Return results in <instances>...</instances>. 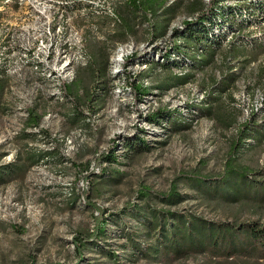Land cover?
Masks as SVG:
<instances>
[{"label": "rangeland", "instance_id": "1", "mask_svg": "<svg viewBox=\"0 0 264 264\" xmlns=\"http://www.w3.org/2000/svg\"><path fill=\"white\" fill-rule=\"evenodd\" d=\"M198 1L209 0H168L159 24L170 18V28L182 25ZM125 2L0 0V167L11 169L0 179V264H114L112 252L122 264H264V257L225 251L175 256L162 248L155 257L136 249L137 242H155L140 219L150 208L264 224V199L254 189L231 200L211 186L180 180L185 198L178 204L137 196L141 186L167 191L180 172H222L239 125L254 112L253 136L235 162L252 171L250 180L264 179V12L241 32L256 45H241L240 32H230L212 63L173 68L193 76L163 90L157 84L170 71L156 62L168 39L152 41L146 22L126 33ZM231 70L236 80L220 91ZM134 82L149 93L136 94ZM214 96L216 114L202 115L198 106ZM29 110L40 116L39 127L27 125ZM33 151L43 153L36 163ZM111 152L114 161L100 162ZM89 203L111 216L80 259L75 235L91 232L97 213Z\"/></svg>", "mask_w": 264, "mask_h": 264}, {"label": "trees", "instance_id": "2", "mask_svg": "<svg viewBox=\"0 0 264 264\" xmlns=\"http://www.w3.org/2000/svg\"><path fill=\"white\" fill-rule=\"evenodd\" d=\"M229 0H209L208 3L198 1L190 19L183 21L182 27L170 28V18H165V24L160 25L158 15L168 7V0H126L127 19L122 24L126 33L135 31V22H146L150 25L149 30L152 34V41L167 37L169 45L161 51L162 62H156L170 71L168 79L161 80L157 87L166 90L173 86L184 84L193 76V72L186 74L174 73L173 68H184L185 66L195 69L204 68L212 63L215 54L227 42L230 32H236L238 41L241 45L252 47L256 45L257 40L251 39L242 31L248 29L256 20L254 15L264 12V0H231L238 3L228 4ZM241 14L240 18H235L234 12L237 9ZM245 12V13H244ZM126 18V17H125ZM133 21V22H131ZM238 35V36H237ZM235 39V40H236ZM234 43V40L232 41ZM233 45V44H232ZM235 48L230 49V54ZM159 52V51H158ZM129 61L128 56L126 63ZM135 81L137 78H132ZM227 82H219L220 91H225L231 86V82L236 80V72L231 70L227 76ZM133 83V82H132ZM136 94L145 95L149 93L148 87L143 82H134ZM69 95L72 90H69ZM140 99V98H139ZM214 101L198 106L202 115H215L216 100L219 96L212 97ZM78 109H80L78 107ZM165 112L164 110H161ZM263 111H260L263 114ZM259 112H254L243 121L238 128L236 139L233 141L231 150L224 162L223 170L216 175H205L198 172H180L175 175L170 186L165 192H156L148 186H141L137 191V196L144 200H150L153 196L165 204L175 205L183 201L185 196L179 190V181L188 180L191 183H197V186H211V190L219 191L223 196L231 200H238L240 195L247 190L254 189V195L261 191L264 199V179L258 182L250 180L251 170L245 166L236 164L237 153L253 136L252 129L257 122L255 119ZM159 116V112L153 114ZM171 116H168L170 118ZM232 124V123H230ZM29 126H40V116L33 110H29ZM264 125V118L261 120ZM43 131L42 129H39ZM117 146L114 145L113 149ZM43 156V153L33 151L30 159L36 163ZM116 154L114 152L104 154L100 157V162L114 161ZM9 169V168H8ZM8 169L3 170L0 167V179L2 175L8 173ZM11 170V169H9ZM3 179V178H2ZM88 195V194H87ZM88 203V201H87ZM90 204V203H89ZM96 210L94 216V228L91 232L76 233L74 244L80 259L83 258V246L88 242H96L105 233L107 221L111 214H107L106 208L98 204H90ZM142 222L150 227L155 242L149 246L142 243H136L138 252L145 255L158 257V252L164 248L166 252L175 256H182L192 250L219 252L225 251L229 256L236 254L253 255L264 257V224L260 221H250L246 223L233 222H215L209 221L204 217L180 212L176 210L150 208L148 213L141 216ZM131 232V231H129ZM129 232H124V236L129 237ZM111 256L115 258L114 264H122L119 261V254L112 252ZM63 264V263H57Z\"/></svg>", "mask_w": 264, "mask_h": 264}, {"label": "bare ground", "instance_id": "3", "mask_svg": "<svg viewBox=\"0 0 264 264\" xmlns=\"http://www.w3.org/2000/svg\"><path fill=\"white\" fill-rule=\"evenodd\" d=\"M11 1H17V0H11ZM30 1V0H29ZM178 27H182V25L178 26Z\"/></svg>", "mask_w": 264, "mask_h": 264}]
</instances>
